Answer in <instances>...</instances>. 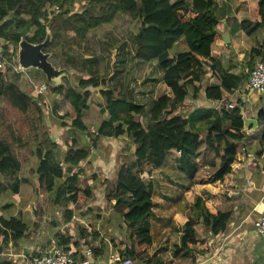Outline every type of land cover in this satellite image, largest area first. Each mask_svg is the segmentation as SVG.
Listing matches in <instances>:
<instances>
[{
	"label": "trees",
	"instance_id": "obj_1",
	"mask_svg": "<svg viewBox=\"0 0 264 264\" xmlns=\"http://www.w3.org/2000/svg\"><path fill=\"white\" fill-rule=\"evenodd\" d=\"M235 1L237 0H0V100L30 118L26 121L37 142L34 154L39 159L36 172L40 185L48 194L54 195V204L66 209V221L74 216L70 205H85L93 194V185L89 179L82 178L78 173H66L63 167V162L80 165L88 159L89 152L78 146L77 139H71L61 161L57 154L59 144L41 128L40 123L44 122L40 101L45 103V97L35 95L33 88L22 89L9 78L13 60L17 57V50L11 51L10 45L18 46L24 38L34 43L41 42L49 29L52 41L45 51L61 54L67 67L86 73L78 82L81 89L74 86L65 88L64 84H47V89L52 93L66 90V96L73 107L72 112L60 116L59 125L79 131L88 138L93 137V145H97L101 138H118L126 134L135 146L134 160L120 164L113 190L107 194V199H115L117 206L124 205L127 209L123 212V219L131 229L129 238L132 247L122 251L121 255L137 259L142 264H151L150 260H145L140 255L142 249L152 243L149 219L155 214L152 199L154 186L152 183L147 184L144 177L160 167L173 151L177 153L175 161L178 168L192 179L197 175V159L202 155L214 156L216 170L213 179L218 180L231 171L236 159L243 137V118L238 106L218 112L214 120L200 129H195L193 119L206 114L196 111L193 116L185 117L183 109L188 88L199 77L194 70V66L200 63L198 55L211 56L212 44L221 37L219 27L222 20H230L228 15ZM81 3L83 6L78 8ZM48 5L59 6V11L50 18L45 11ZM122 11L139 21V30L134 36L135 57L147 62L158 60L164 70V83L170 89V94H163L155 101L147 123L144 121L145 105L136 103L128 95L119 96L116 88L109 87L108 80L100 74L97 51L87 47L89 31L111 23ZM254 12V20L239 23V28L249 34L264 26V0H257ZM182 37H185L189 50L177 53L176 44ZM77 50L80 55L76 53ZM253 52L264 54L260 49H253ZM220 80V83L207 87L208 98L221 99L223 88L230 90L237 87L243 78L226 71L222 73ZM98 86H102L100 92L105 99L101 112L108 113L109 117L97 130L92 131L84 116L90 109L93 96L90 87ZM34 114L39 115L38 123L31 119ZM259 118L264 123V110H260ZM204 129L206 135L202 138L200 135ZM18 131L22 134L17 132V136L12 133L11 138H0V193L8 190L19 193L23 183L20 176V152L15 145L24 148L30 144L25 142L26 128L21 125ZM261 145L264 146V128ZM2 175L9 176L10 182H3ZM231 217V210L221 211L191 190L187 202L174 217V225L180 224L184 232L172 246V255L195 260L196 253L209 250L208 240L197 235L196 223L201 220L203 226L217 236L226 230ZM95 229H92V234L99 236ZM28 230V225L17 217H0V242L6 246L11 240H20ZM83 231L86 229H82ZM58 237L63 244L71 243V236L60 234ZM72 244L78 246L79 242ZM105 246L102 241L101 246L94 247L95 255H102ZM5 264L13 263L7 261Z\"/></svg>",
	"mask_w": 264,
	"mask_h": 264
},
{
	"label": "crops",
	"instance_id": "obj_2",
	"mask_svg": "<svg viewBox=\"0 0 264 264\" xmlns=\"http://www.w3.org/2000/svg\"><path fill=\"white\" fill-rule=\"evenodd\" d=\"M218 1L222 2V0ZM256 6L257 0H237L235 4H232V11L228 15L230 20L228 21L227 18L222 20L223 23L219 27L221 37L212 44L211 56L198 55L200 63L194 66V70L199 77L193 86H189L188 97L183 103V109L185 117L193 116L196 111L206 114L203 117L198 115L196 120L193 119L195 129L206 127L211 120L215 119L218 112L228 108L229 103H234L236 107L243 106L247 116L256 119L258 125L250 130L243 126L241 130L243 137L239 143L236 159L232 163V169L221 180L213 179L216 170L213 155H202L197 159V175L192 179L178 168L175 151L167 155L160 167L153 169L150 175L144 177L147 184L152 183L154 186L152 199L155 214L149 219L152 243L142 249L140 257L150 260L151 264L156 262L163 264H264V238L256 232L255 228V222L264 214V146L261 145L264 123L259 118L260 110H264V94L254 91L248 86L249 71L264 55L253 52V49H260L264 52V26H260L252 34L239 28V23L242 21L254 20ZM123 13L125 12H120L111 23L91 29L88 37L104 28L108 29ZM133 21L137 22L134 19ZM225 33L229 35V43H226L222 38ZM187 50H189V46L185 37H182L176 44L175 52ZM97 53L100 74L108 80V86L117 88L119 83H124L125 87H119L118 95H128L136 103L144 104L146 107L144 119L147 123L155 101L163 94H170V89L164 83V70L158 60L142 61L135 57L136 52H134L135 62L131 63L132 56H130V60H128V56L118 60L115 56L107 55L106 52L98 51ZM133 65L138 66L139 72L137 69L133 70ZM63 67L70 70L72 75L76 72L75 69L65 65ZM226 71L241 76L242 82L230 90L223 88L221 99L208 98L207 87L220 83L221 75ZM67 81L69 82L68 79ZM94 88L98 91L95 94L96 97L103 100L104 97L100 92L102 86L92 87L90 90ZM54 99L56 101V98ZM104 106L100 107V110ZM239 113L241 114L240 108ZM103 115V121L108 119V113H103ZM232 131L236 132L234 129ZM205 135L206 129L203 130L200 137L205 138ZM77 139L80 141L78 145L89 152V157L78 166L68 165L77 170L84 168L88 172L92 170L91 173L95 175L94 178L96 177L95 181L89 179L93 185V194L87 204L82 205L78 210L80 215L77 219L86 231H91V227L88 226L92 224L90 219L94 220V224L107 219L118 221L108 228L105 235L99 228H96L99 236L92 235L93 237L89 241L94 247L101 246L102 241L105 242L104 253L96 256L93 264H107L111 254L125 252L127 248L132 247V242L126 232L127 227L123 219V212L127 209L117 206L115 199H107L109 192L106 193L99 185L116 176L119 164H121L118 153L123 156L126 153L122 152L126 144L132 147L134 144L126 134L118 138L105 137L104 141H108L110 146H108V154L103 156L100 154L102 152L99 148L100 145L96 147L92 144L91 149L93 150L90 151L87 145L81 144L85 141L83 137H77ZM230 140L232 141V139ZM101 173L102 177H105L104 179L100 178ZM27 189L28 184L24 185L23 182L20 192H13L17 197L14 198L12 204L0 199V217L6 219L17 217L29 227V231H26L25 236L20 240H11L8 246L0 242V264H5L7 261H12L13 264H25V260L37 249L45 247H36V241L30 239L35 234L31 228L36 219L33 211L30 212V207L26 206L29 202L23 198ZM191 190L195 194L201 195L213 207L221 211H232V217L226 230L217 236H214L210 229L205 228L201 220L196 223L197 235L208 240L209 250L201 254L196 253L195 260L191 257H174L171 251L172 246L180 240L184 232L180 224L174 225V217L187 202ZM2 194L0 193V196ZM22 199L25 202H22ZM105 201H108L109 204L108 212H104L103 215L97 214L99 207H104ZM3 210L9 211L8 214H3ZM103 210L105 211V209ZM96 211L97 216H94ZM98 226L99 224H97ZM70 244L74 246L72 243ZM84 245L86 244L74 247L78 250L82 249ZM134 264L142 263L134 259Z\"/></svg>",
	"mask_w": 264,
	"mask_h": 264
},
{
	"label": "rangeland",
	"instance_id": "obj_3",
	"mask_svg": "<svg viewBox=\"0 0 264 264\" xmlns=\"http://www.w3.org/2000/svg\"><path fill=\"white\" fill-rule=\"evenodd\" d=\"M233 4H235V2ZM82 6L83 4L81 3L77 7L81 8ZM124 12L125 13L121 14L118 20L115 21V23H113L111 26H109L108 29L104 28L100 32L93 33L91 37H88L87 47H92L97 52H106L107 55L113 57L115 56V58H117L118 60L124 58L125 56H128V60H130V56H132V60L130 61L131 63H133L135 62L134 52L136 50L134 35L135 32L139 30V21H133V19H131L130 14L126 11ZM10 50H17V57L13 60L14 63L13 67L9 72V78L13 82L18 83L20 87H23L24 90L28 88H33V90L36 92L35 95L38 96V94H40L45 97V103L43 100L40 101L42 103V119L44 122L40 124L41 128L43 129V132H46L54 141L59 144L60 147L58 149L57 154L61 161H63L64 154L69 148L67 144L71 139L83 137L85 141H83V143L81 142V144L87 145L90 151L93 150L91 149V145L93 144V137L88 138L85 137L81 132L76 131L72 128L58 126L61 122L60 116L73 111V107L71 106L69 99L66 96V90L62 93H52L48 89L42 92L40 90L41 86L43 84H48L45 78V74L36 68L23 69L20 66L18 60L19 45L15 46L11 44ZM76 53L80 55L79 50H77ZM1 55L2 47L0 51V58ZM50 59L55 65H59L61 67H63V65L67 66L65 63V59L61 56V54L52 53ZM117 63L119 64V62ZM136 69L139 72L140 69L138 68V66L135 67L133 65V70ZM75 71L76 72L71 75V80H69V82L67 81L66 77L62 79L61 84H64L65 88H69V86H74L77 89H81V86L78 85V82L82 77L86 75V73L77 70ZM120 86L125 87V84L119 83L118 87L116 88L118 92ZM92 91L93 96L90 100V110L85 112L84 120L86 121L89 128L92 131H95L98 129L99 125L103 122L104 119V115L101 112L100 107L105 105V100H101L96 97L95 94L98 93V91L95 88L92 89ZM54 98H56V101ZM28 119L30 118H28L27 116H23L21 113L14 110L8 103L0 100V138H11L12 133L17 136V132L19 134H22L20 131H18V128L23 125L26 128L25 142H29L30 144L29 147L24 148H20L18 144L15 145L17 151L20 152V158L22 162V170L20 172V176L24 182V185L26 183L28 184V189L27 191H25L23 198H26L25 200L29 202L26 206L30 207V212L33 211V215L36 219L34 225L31 228L32 232L35 234H33L34 236L30 239L36 241V247L47 245L49 246L51 244L52 239L55 238L60 241L58 235L65 234L72 237L71 243H74L75 241L80 239L78 241L79 244H86L94 247L89 243L90 238L93 237L92 229L99 228L100 231L103 232L105 235V232L108 230V228L112 225H115V221L117 223L118 221L116 219H107L99 223L97 221L96 224H94V220L90 219L92 224L88 226L91 227V231L82 232L83 226L79 223V220L77 219L78 215H80V212H78V210L81 208V206L73 204L70 205V208L73 210L74 216L70 221L65 220L67 212L66 209L64 207L54 204V195L48 194L46 189L40 185L38 174L36 173V168L38 166L39 159L36 154H34L35 149L37 147V142L33 139L32 133L28 128V124L26 121ZM31 119L35 123H38L39 115L34 114ZM77 141L80 143L78 139ZM98 145H100L99 148L100 150H102L100 154H102L103 156L108 154V146H110V143H108V141L106 142L103 138H101V140H99L97 145L95 146L97 147ZM122 152L126 153H124L123 156L119 155L118 153L121 163H126L130 162L131 160H134V146L132 147L131 145L126 144L125 149H123ZM63 167L66 173H78L82 178L93 179L94 181L96 180V177L94 178L95 175L91 173L92 170L90 172H88L86 168H84L83 170H77L76 168L69 166L67 163L64 162ZM100 176L101 179L105 178L102 177V173L100 174ZM114 178H116V176H113L112 179H107L109 180L107 182L103 181L102 183H100L99 187H101L106 193L111 192L113 190L114 182L116 181L114 180ZM2 181L10 182L9 176L2 175ZM16 197L17 196L11 190H8L0 196V199L4 200L5 202H9L8 204H12L14 198ZM25 200L22 199V202H25ZM103 204L104 207H99V213H97L96 211L94 216H97L96 213L103 215L104 212H108V201H105ZM124 207L125 206L123 205V208ZM103 209H105V211ZM8 212L9 211L7 210H3L2 213L7 215ZM100 220L101 218L99 219V221ZM97 224H99L98 227ZM125 225L127 227L126 232H128V234L130 235L131 229H129L126 223Z\"/></svg>",
	"mask_w": 264,
	"mask_h": 264
},
{
	"label": "built area",
	"instance_id": "obj_4",
	"mask_svg": "<svg viewBox=\"0 0 264 264\" xmlns=\"http://www.w3.org/2000/svg\"><path fill=\"white\" fill-rule=\"evenodd\" d=\"M50 18L52 14L59 11V6L48 5L45 8ZM2 63L0 61V67ZM248 86L250 89L264 94V57L257 61L249 71ZM47 84L40 88L42 92L47 90ZM236 105L229 103L228 108L234 109ZM181 154V151H178ZM256 232L264 238V214L255 222ZM79 250V251H78ZM76 249L71 244H63L58 239H52L51 244L44 248L37 249L25 264H93L96 258L94 248L84 245L82 249ZM107 264H134V259L121 254H111Z\"/></svg>",
	"mask_w": 264,
	"mask_h": 264
},
{
	"label": "water",
	"instance_id": "obj_5",
	"mask_svg": "<svg viewBox=\"0 0 264 264\" xmlns=\"http://www.w3.org/2000/svg\"><path fill=\"white\" fill-rule=\"evenodd\" d=\"M222 38L226 43L230 42L228 33H225ZM52 41V33L47 29V35L41 42H30L27 39H22L19 43L18 60L23 69L36 68L45 74V78L48 84L52 86H58L61 84L62 79L66 77L71 80V72L65 67L55 65L50 57L51 52L45 51L48 45ZM241 115L244 121L245 129H253L258 125V121L253 118H249L244 111L243 106L239 107Z\"/></svg>",
	"mask_w": 264,
	"mask_h": 264
}]
</instances>
